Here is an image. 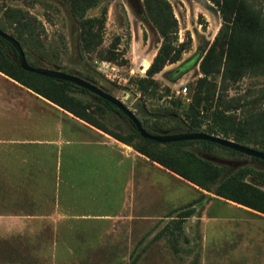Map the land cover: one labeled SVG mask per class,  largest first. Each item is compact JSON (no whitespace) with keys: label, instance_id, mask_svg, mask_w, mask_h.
Instances as JSON below:
<instances>
[{"label":"rangeland","instance_id":"374dc122","mask_svg":"<svg viewBox=\"0 0 264 264\" xmlns=\"http://www.w3.org/2000/svg\"><path fill=\"white\" fill-rule=\"evenodd\" d=\"M167 1L178 24L179 40L187 33L191 46L177 63L154 75L161 98L145 100L134 87V81L144 77L160 42L145 17L142 0H101L86 12L85 18L91 19L87 26L71 15L61 0H0V28L11 32L4 19L6 8L29 13L42 26L44 57L34 55L30 62L79 76L119 100L140 120L153 123L155 117L164 119L167 131L159 134L186 129L181 111L191 106L207 119L217 108L235 122L245 119L255 101L264 109V76L246 74L236 82L223 83L220 73H214L202 79L199 62L221 23L216 8L208 0ZM247 2L264 18V0ZM88 26L90 38L85 34ZM225 52L222 45L214 47L208 64L220 71ZM52 54L58 61L51 58ZM0 67L11 71L1 56ZM34 83L51 90L59 101L80 102L87 108L84 113L89 120L107 133L121 137L130 133L126 120L91 95L72 92L65 98L49 84ZM29 98L43 99L0 72V264H264V214L214 194L219 183L241 167L252 170L245 184L264 192V165L220 148L207 153L192 146L179 152L164 144L145 145L137 138L130 144L119 142L138 157L128 177L122 176V170H114L111 155L99 158V151L93 147L82 148L68 162L64 154V173L69 169L76 173L75 181L83 188L80 192L93 199L59 201L69 217L24 218L49 215L55 206L51 198L31 199L30 189L39 193L40 187L34 183L39 180L41 184L42 178L31 179L29 174L39 170L31 171L33 166L23 162L15 164L8 150L12 139L8 117L14 121V109L23 108V100ZM29 133L33 134L20 136L40 140V133L46 132L35 129ZM132 145L154 156L161 152L166 163L179 160L177 169L194 182L137 153ZM195 159L222 169L218 180L212 183L205 178ZM59 173L64 178L62 169ZM192 203V215L183 221V236L176 241L179 251L173 253L162 229L165 225L171 229L170 220L190 209Z\"/></svg>","mask_w":264,"mask_h":264},{"label":"trees","instance_id":"16d2710c","mask_svg":"<svg viewBox=\"0 0 264 264\" xmlns=\"http://www.w3.org/2000/svg\"><path fill=\"white\" fill-rule=\"evenodd\" d=\"M61 1L68 7L73 17L77 18L84 26H87V23L90 22L91 19L85 18L86 12L96 7L101 0ZM208 1L216 8L221 23L210 47L199 62L198 68L202 75V79L214 73H220L221 82L223 83L224 81L236 82L246 74L253 77L264 76V18L261 12L254 8L253 5L249 4L247 0ZM142 8L146 19L156 30L160 39L159 46L145 70L144 77L134 81L135 92H137L141 98L148 100L156 97L161 98V96H163L153 77L165 66L177 63L182 55L189 51L191 40L187 33L183 36V39L179 40L178 24L167 0H142ZM4 19L6 21V26L11 29V32L8 34L13 37L21 47L27 64L30 67H37L36 64L29 61V58L37 55L44 59L43 53L41 52V34L43 32L41 24L35 17L19 8H6ZM87 28L85 34L90 38L91 29L89 26ZM0 31L4 32L1 28ZM84 42L86 44L87 39H85ZM220 45L225 47L226 52L219 71V67H211L208 63L212 49ZM0 56L8 61L11 68V71H5L0 67V72L71 116L103 132L117 142L130 144L133 139L137 138L144 142L145 145L158 146L159 143L140 137L130 121L114 106L81 87L73 83L48 79L37 74L23 71L20 68L13 47L1 38ZM51 58L58 61V58L53 54ZM62 72L66 73L63 70ZM36 81H41L56 88L61 96L65 98L68 93L72 92L91 95L98 102L107 107V109L117 113L126 120L129 124L130 133H128L126 137L107 133L104 129L97 127L89 120L88 116L84 113L87 108L83 107L80 102L77 103L74 101L75 103H73L68 101V103H64V101H59L52 95L51 90L35 85L34 82ZM164 90L168 92V89ZM262 93L264 94V89ZM258 103L259 102L255 101L250 104L249 109H247V115L241 122L232 121L229 114L217 108L210 112V117L207 119L196 107H188L181 111L182 118L187 124L186 129L177 132L174 131L171 134L201 132L222 137L264 153V109H260L261 105ZM135 118L147 133L153 135H157L167 128V122L164 119H157V117H155L153 123H148L146 119L140 120L136 116ZM150 128H152L153 131H150ZM164 145L174 147L179 152H182V148L198 146L201 151L207 153L212 152L214 148H220L232 155L240 154L233 150L201 140L172 142L165 143ZM132 148L137 153L156 162L181 178L194 182L184 172L177 169L176 165L179 164V160L174 163H166L160 157L161 152L158 153V156H154L143 147L132 145ZM249 158L264 165L263 160ZM195 163L196 165L198 163L199 169L204 173V177L212 180V183L217 181L222 174V169L208 163L201 162L198 159H195ZM251 174L252 170L249 167L236 169L219 183L214 194L225 200L264 214V192H260L258 189L250 187L244 182V179ZM199 186L203 185L199 183ZM193 206L194 203L190 204V209L177 213L175 218L170 220L172 225L171 229L167 225L162 229L166 234L168 242L171 244L170 248L173 253H178L179 251L176 241L179 236H183L182 223L192 215ZM183 241L187 242L185 237H183Z\"/></svg>","mask_w":264,"mask_h":264},{"label":"crops","instance_id":"0c3cea01","mask_svg":"<svg viewBox=\"0 0 264 264\" xmlns=\"http://www.w3.org/2000/svg\"><path fill=\"white\" fill-rule=\"evenodd\" d=\"M22 105L23 108H15L13 115L11 114L15 117L14 121L11 116L8 117V133L12 135V139L8 141L11 144L8 150L14 155L15 164L20 165L23 162L33 166L31 171L35 168L39 170V174H29L31 179L42 178L40 179L41 184L39 180H37L38 184L34 183L40 187L39 193L36 188L30 189L28 194L31 199L37 201L40 197L43 200L51 198V201L55 203L54 211L49 215H29L24 218L31 220L55 218L58 220L68 216L58 205L59 201L93 199L90 195L80 192L83 188L75 181L78 178L74 177L76 173L70 172V169L64 173L62 165L64 154L67 155L64 161L68 162L74 159L71 155L82 148L93 147L99 151V158H103L104 154L111 155L114 158V170H122L123 177H128L136 166L138 157L132 150L126 146V150L123 149L124 146L116 140L108 138L103 132L71 116L50 102L44 99L29 98L23 100ZM35 129L46 132L40 133L42 137L40 140H33L35 137L26 139L20 136V134L27 136L33 134L29 132ZM34 134L39 136V133ZM25 146H30V148ZM61 169L64 178L59 177Z\"/></svg>","mask_w":264,"mask_h":264},{"label":"water","instance_id":"95a60500","mask_svg":"<svg viewBox=\"0 0 264 264\" xmlns=\"http://www.w3.org/2000/svg\"><path fill=\"white\" fill-rule=\"evenodd\" d=\"M0 38L9 43L18 58L20 68L23 71L33 73L40 75L42 77L48 78V79H54L58 81L73 83L82 89L88 91L89 93L93 94L94 96L102 99L103 101L111 104L114 106L123 116H125L130 123L134 126L140 137L143 139H147L150 141H154L159 144H165V143H172V142H180V141H188V140H201V141H207L213 144H216L220 147L227 148L230 150H233L237 153H240L242 155H245L247 157L259 159L264 161V153L254 150L252 148L237 144L231 140L208 135L201 132H188V133H177V134H157L153 135L150 133H147L139 124L133 113L127 109L123 103H121L119 100L114 98L113 96L103 92L98 87L90 84L89 82L81 79L79 76L71 75L67 73L60 72L55 69H48V68H41V67H30L27 62L25 61V57L23 54V51L17 41L11 37L9 34L0 31Z\"/></svg>","mask_w":264,"mask_h":264}]
</instances>
